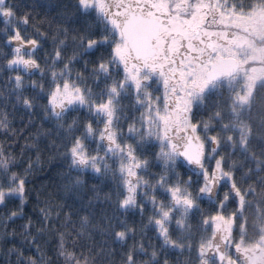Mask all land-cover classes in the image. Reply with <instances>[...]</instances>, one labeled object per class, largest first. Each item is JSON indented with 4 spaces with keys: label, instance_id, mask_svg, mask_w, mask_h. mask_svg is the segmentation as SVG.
<instances>
[{
    "label": "snow or ice",
    "instance_id": "6c2138e0",
    "mask_svg": "<svg viewBox=\"0 0 264 264\" xmlns=\"http://www.w3.org/2000/svg\"><path fill=\"white\" fill-rule=\"evenodd\" d=\"M0 264H264V0H0Z\"/></svg>",
    "mask_w": 264,
    "mask_h": 264
},
{
    "label": "trees",
    "instance_id": "16d2710c",
    "mask_svg": "<svg viewBox=\"0 0 264 264\" xmlns=\"http://www.w3.org/2000/svg\"><path fill=\"white\" fill-rule=\"evenodd\" d=\"M19 223V222H18ZM29 255H31V253H29Z\"/></svg>",
    "mask_w": 264,
    "mask_h": 264
}]
</instances>
